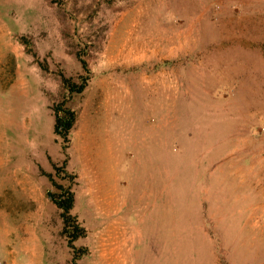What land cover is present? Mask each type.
I'll use <instances>...</instances> for the list:
<instances>
[{"label": "rangeland", "instance_id": "1", "mask_svg": "<svg viewBox=\"0 0 264 264\" xmlns=\"http://www.w3.org/2000/svg\"><path fill=\"white\" fill-rule=\"evenodd\" d=\"M5 224L0 264H264V0H0Z\"/></svg>", "mask_w": 264, "mask_h": 264}, {"label": "trees", "instance_id": "2", "mask_svg": "<svg viewBox=\"0 0 264 264\" xmlns=\"http://www.w3.org/2000/svg\"><path fill=\"white\" fill-rule=\"evenodd\" d=\"M31 54L36 58V54L30 50ZM82 67L89 71L87 62L78 55ZM61 80L69 94L81 93L87 84L86 76L80 75V82L75 81L70 77H66L64 74H60ZM53 132L55 135L60 137L63 141V148L67 147V143L70 140L71 130L77 119V112L68 105V98L62 99L56 103L53 107ZM67 159L64 160L63 165L65 166ZM56 167V166H55ZM50 176V175H49ZM50 180L53 185L59 189V192H48L52 202L61 210L60 215L62 218V233L67 238V244L73 251V259L77 258L76 252L79 250L74 245V241L85 233V228L80 224L77 217L71 213V209L74 205V192L71 186L64 187L62 184L57 183L50 176Z\"/></svg>", "mask_w": 264, "mask_h": 264}, {"label": "crops", "instance_id": "3", "mask_svg": "<svg viewBox=\"0 0 264 264\" xmlns=\"http://www.w3.org/2000/svg\"><path fill=\"white\" fill-rule=\"evenodd\" d=\"M24 174V173H23ZM25 175V174H24ZM27 176V175H26ZM21 195L22 196H24V193H21ZM10 202H11V200H10ZM8 209V208H7ZM12 210V209H11ZM7 225L5 224V225H0V231L2 230L3 231V229H4V231L6 232V234H5V236H6V239H4V241H5V243H3V238H2V240H1V242H0V244L1 243H3V244H1L0 246H1V250H3V253L7 256L8 255V251H6L7 249H6V246H7V243H8V232H7ZM11 240V239H10ZM5 264H7V262H5Z\"/></svg>", "mask_w": 264, "mask_h": 264}]
</instances>
